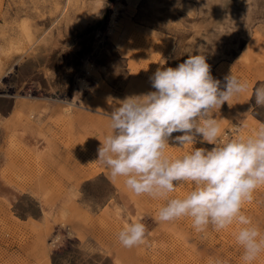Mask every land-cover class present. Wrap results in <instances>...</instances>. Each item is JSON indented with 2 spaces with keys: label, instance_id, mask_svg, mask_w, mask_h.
Returning <instances> with one entry per match:
<instances>
[{
  "label": "rangeland",
  "instance_id": "obj_1",
  "mask_svg": "<svg viewBox=\"0 0 264 264\" xmlns=\"http://www.w3.org/2000/svg\"><path fill=\"white\" fill-rule=\"evenodd\" d=\"M189 52L222 84L231 71L247 82L213 109L220 141L238 124L253 135L264 125L253 96L264 83V0H0V264H244L237 226L161 222L166 199L135 195L96 162L107 114L155 91V71ZM199 140L181 149L170 139L166 155L215 146ZM192 188L179 182L169 198ZM243 212L264 236V186ZM129 222L147 229L130 249L117 238Z\"/></svg>",
  "mask_w": 264,
  "mask_h": 264
},
{
  "label": "clouds",
  "instance_id": "obj_2",
  "mask_svg": "<svg viewBox=\"0 0 264 264\" xmlns=\"http://www.w3.org/2000/svg\"><path fill=\"white\" fill-rule=\"evenodd\" d=\"M192 52L175 68L155 71L150 77L155 91L126 96L107 114L111 133L98 148L96 162L113 179L124 178L135 195L166 199L158 210L161 222L188 217L198 232L209 225L216 231L237 226L242 260L252 264L264 253V236L243 206L253 202L254 193L264 186V125L245 137L238 124L233 138L220 141L222 130L213 109L244 93L248 85L232 71L222 84L211 75L205 55ZM253 96L255 107H264V83L253 89ZM177 132L182 135L173 137ZM198 137L200 143L215 146L192 147L175 158L166 155L170 139L182 149L193 146ZM179 182H192V190L183 198H169ZM146 233L142 222H129L117 238L130 249L144 244Z\"/></svg>",
  "mask_w": 264,
  "mask_h": 264
},
{
  "label": "trees",
  "instance_id": "obj_3",
  "mask_svg": "<svg viewBox=\"0 0 264 264\" xmlns=\"http://www.w3.org/2000/svg\"><path fill=\"white\" fill-rule=\"evenodd\" d=\"M254 115H255L259 120H261L262 122H264V117H262L259 113L254 112ZM52 257H53V256H52Z\"/></svg>",
  "mask_w": 264,
  "mask_h": 264
}]
</instances>
